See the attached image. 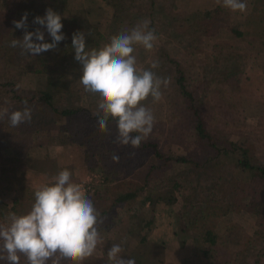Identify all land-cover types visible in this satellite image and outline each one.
<instances>
[{
  "label": "trees",
  "instance_id": "trees-1",
  "mask_svg": "<svg viewBox=\"0 0 264 264\" xmlns=\"http://www.w3.org/2000/svg\"><path fill=\"white\" fill-rule=\"evenodd\" d=\"M246 1L253 4L252 9L256 4L264 5V0ZM43 2L0 0L3 10L0 60L3 64L11 63L25 69L23 71L53 75L63 103H55L54 94L48 88L33 91L30 95L15 91L12 88L13 77L3 73L0 74V95L4 91L10 92L8 97L15 103L14 111L22 110L24 101L32 111L30 123L14 127L19 133L30 136L41 129H45L42 132L55 129L58 134H67L84 148V161L88 168L98 170L104 177L102 183L94 185L86 193L103 223L98 225L101 243L83 264H109L107 248L110 249L112 243L108 231L122 220L124 212L129 221L127 233L135 232L141 243L147 242L156 227V218L153 213L142 214L140 208L146 203L153 206L158 201L172 204L178 195L183 201L186 224L198 230V236L206 245L200 251L202 257H209L205 264H264V90L263 97L252 103L251 114L244 113L241 97L227 93V86L240 80L248 58L258 63L264 74V60H261L264 59V41L254 54H250L218 40L224 28L236 37L245 34L237 24L227 21L228 11L219 4L205 8L201 15L190 17L178 10L176 0H109L112 11L104 32L82 17L66 16L53 10L61 16L62 32L66 38L58 43L55 50L21 55L20 48L9 47L12 39H22L25 32V29L15 28L13 21L21 20L27 13V31L34 32L38 28L46 31L45 27L33 22L35 17H43L49 9L48 2L47 6ZM145 19L151 21L149 28L155 30L159 45L157 54L150 58L143 53L145 49L136 46L137 65L154 71L158 77L168 79L169 86H175L173 93L176 98L169 100L164 118L170 122L159 121L160 127L171 129L174 125L171 119L179 118H171V114L180 109L182 116L189 121L185 132L188 137L182 139V131L176 134H179V141L192 144L193 150L169 153L151 133L146 142L135 150L140 152V158L151 155L153 160L139 164L130 158L133 148L114 142V121L109 120V131L99 129L98 98L95 94L86 93L80 83L82 65L74 59L72 35L85 33L86 50L97 49L100 42L108 43L113 35L128 31ZM33 42L40 41L33 37ZM43 42L51 43L50 35ZM187 56L192 57L197 69L195 77L180 60ZM153 61H159L158 68L151 69ZM166 89L161 85L162 93H166ZM75 116H80L81 122L71 128L70 123ZM0 124L10 126L7 118L0 120ZM218 124L230 129L218 130ZM73 133L78 135L76 140ZM2 136H9L5 128ZM5 144L6 140L0 146L1 153ZM87 154L100 160H88ZM113 155L119 156L118 163L112 160ZM13 156L18 157L16 153ZM29 156L36 157L34 153ZM228 162L231 164L229 168L223 167ZM122 170L126 171L128 178L125 177L123 186L117 187V175ZM10 186L8 188L13 194L4 202L8 206L6 215L9 212L17 215L28 213L34 203L36 189L24 185ZM240 210L253 214L256 224L243 244L219 234L213 225L220 216ZM2 213L0 211V215ZM121 257L134 259L122 253ZM21 264H26L23 257ZM60 264L68 262L61 259ZM135 264L139 263L135 260ZM181 264L196 263L183 259Z\"/></svg>",
  "mask_w": 264,
  "mask_h": 264
},
{
  "label": "clouds",
  "instance_id": "clouds-1",
  "mask_svg": "<svg viewBox=\"0 0 264 264\" xmlns=\"http://www.w3.org/2000/svg\"><path fill=\"white\" fill-rule=\"evenodd\" d=\"M223 7L232 12L244 13L247 4L242 0H223ZM27 13L21 20L13 21L15 28L25 29L22 39H12L9 47L20 48L21 55H38L55 50L66 37L62 32L61 16L51 8L34 23L46 28L51 43L43 42L40 29L27 31ZM151 21L145 19L128 31L113 35L101 48L86 50L83 32L72 35L74 59L82 65L80 83L86 93L95 94L97 100V124L101 131L108 130L111 119L115 123V143L139 149L146 142L154 126L152 111L143 102L149 97L153 102L162 98L161 85L169 80L161 78L150 69L137 67L134 55L136 46L152 50L158 39ZM40 41L39 43L33 42ZM159 67V61L151 63V69ZM22 110H0V120L7 116L10 126L30 123L32 111L23 102ZM119 156L112 160L119 162ZM71 172L61 170L34 191V203L28 213L17 215L9 212L6 222L0 223V261L5 264H83L101 243L98 225L103 223L93 202L81 185L72 182ZM121 244H113L107 252L109 264H135L134 259H123Z\"/></svg>",
  "mask_w": 264,
  "mask_h": 264
},
{
  "label": "rangeland",
  "instance_id": "rangeland-1",
  "mask_svg": "<svg viewBox=\"0 0 264 264\" xmlns=\"http://www.w3.org/2000/svg\"><path fill=\"white\" fill-rule=\"evenodd\" d=\"M43 1L46 2V6L48 2V8H51L62 15L76 16L77 18L82 17L86 19L101 32H104L112 11L109 0H42V2ZM242 2L247 4V11L244 13L238 11L232 12L226 8L228 11L227 21L237 24L244 30L245 34L241 37H236L228 29L224 28L217 39L225 42L231 48L241 49L250 54H254L260 43L264 41V5L256 4L252 9V3L249 4L246 0H242ZM216 4L223 6V0H176L178 10L186 13L190 17L201 15L205 8H211ZM80 5L83 7H80ZM2 18L3 10L0 4V19ZM40 31L44 33V39L47 40L49 36L47 31L42 29ZM104 44V42H100L97 49L101 48ZM158 45L159 39L154 42L152 50L143 51V53L147 55V58L154 57L157 54ZM180 60L182 61V64L188 68L189 73L191 71L190 75L195 77L197 75V69L194 66L192 57H181ZM23 70L11 63L3 64L2 60H0V74L3 73L7 76L10 75L13 77V90L30 95L33 91L40 89L45 90L48 88L49 91L54 94V102L58 104L63 103L62 98L59 96L60 92L57 90L58 82H56L53 75L35 73L32 70ZM191 83V85L194 84L193 81H191ZM165 87L167 88L166 93H162L160 101L153 102L152 98L149 97L147 101L143 102L145 106L152 111L154 116V126L151 133L156 136L159 145L165 151L169 153H186L193 150L192 144L179 141V134H176L177 131H182V139H187L188 137L185 132L189 121L182 116L183 112L180 109H177L171 114V118H176V116L179 117L178 119H171L174 123L171 129H167V126L164 129L160 127L161 123H159V121H163V123L170 122L169 119H164L166 108L169 106V100L171 98H176L173 93L175 86H169V84H167ZM263 90L264 74L260 69V65L250 58L247 60L240 80L237 83H232L227 86V93L230 96L241 97L242 100H244L242 104L245 108V114H251L252 103L263 97ZM9 94V91H4L0 95V110L6 108L9 112L14 111L15 103L9 99ZM215 116H218L217 112H215ZM79 117L80 116H75V119L73 121L71 120V128L80 124L81 121L79 120ZM5 118H7V116H5ZM209 119L212 120V118ZM3 128H5V133L9 134V136L1 137ZM221 129L229 130L230 128L218 124V130ZM44 130L45 129H41L36 134L29 136L25 133H19V131L12 126L7 127L0 124L1 147L3 141L6 140L3 152L1 153L0 150V211L3 212L2 215H0V223L6 222L8 206L4 202H6L5 200H8L13 194L12 189H9L8 186L11 185V188L19 185L28 186L26 185L28 181H26V177H24L27 172L24 163L31 162L32 165V162H34L35 164H39L38 157L31 158L30 156H27L31 153L36 155V152L39 151V154H43L42 157H44L46 150L50 149L48 144L55 145L60 142V135L55 129H51L50 132H42ZM107 131H109V129ZM72 135L74 137L73 139L76 140L78 135L75 133ZM62 138H64L62 140L64 143H71L73 145L77 144L72 140H68L65 134ZM39 140L46 142L41 145L40 143H37ZM44 145H47L48 148H45ZM79 147L85 158L86 153L83 152L84 148L81 145H79ZM133 151L134 153L130 157L131 160L133 158V162L141 164L142 162L147 163L153 160L151 155L147 157L145 156V158H140V152L135 149ZM15 153L18 155L17 158L13 156ZM25 154L27 155L25 156ZM86 158L91 161L100 160L99 157L90 154H87ZM57 160L58 158L53 165L55 170H58L56 166V164L59 165ZM49 165L51 166V164ZM229 165L231 164L228 162L225 163L223 167L229 168ZM86 169L88 171L85 172L82 177H78V172H73L71 176L72 182L85 177L90 171L99 172L96 169L88 168L87 165ZM126 176V171H120L117 175V183L115 186H123ZM120 208L123 207L120 205ZM140 211L142 214H148V212L153 213L156 218V227L148 236L147 242L141 243L138 234L135 232L127 233L129 221L125 212L122 214V220L108 231L111 240L110 243H112V245H122V255L134 257L139 264H181L183 259H191L196 264H205L204 262L209 260V257L204 258L201 256L200 251L202 248H205L206 245L202 242L201 237L198 236V230L189 228L184 220L183 201L179 195L177 196L176 201L172 204L158 201L155 205L150 206L146 203L140 208ZM213 225L219 234L237 239L240 244H243L256 228L255 217L253 214L244 210L231 211L224 216H220L215 220ZM109 250L110 249L107 248V251Z\"/></svg>",
  "mask_w": 264,
  "mask_h": 264
},
{
  "label": "crops",
  "instance_id": "crops-1",
  "mask_svg": "<svg viewBox=\"0 0 264 264\" xmlns=\"http://www.w3.org/2000/svg\"><path fill=\"white\" fill-rule=\"evenodd\" d=\"M80 7H83L80 5ZM65 133H59L60 135V142L55 145L48 144V147L50 149L46 150V153L43 156V154H39L40 152H36L35 155L39 159V164H35L34 162H25V169L26 173V185L37 189L41 185L49 184L52 182L51 178L55 175H57L61 170L68 169L71 174L74 172H78L79 176L82 177L85 172L88 170L86 169V164L84 161V156L82 155V151L80 150V147L78 144H71V143H64L62 138ZM67 136V134H65ZM59 138V137H58ZM68 140L70 139V136H67ZM46 141L39 140L37 143H45ZM68 142V141H67ZM70 142V141H69ZM45 148H48L47 145H44ZM51 146V147H50ZM45 152V151H44ZM58 158V164H56L58 170H55L53 168V165L55 164V160ZM47 161V162H45ZM44 163V164H43ZM51 164V166L49 165ZM72 176V175H71Z\"/></svg>",
  "mask_w": 264,
  "mask_h": 264
},
{
  "label": "built area",
  "instance_id": "built-area-1",
  "mask_svg": "<svg viewBox=\"0 0 264 264\" xmlns=\"http://www.w3.org/2000/svg\"><path fill=\"white\" fill-rule=\"evenodd\" d=\"M103 181L104 177L100 172L90 171L85 177L74 181V183L81 185L85 193H87L91 191L94 185L102 183Z\"/></svg>",
  "mask_w": 264,
  "mask_h": 264
}]
</instances>
